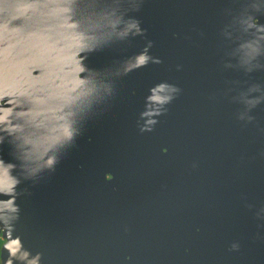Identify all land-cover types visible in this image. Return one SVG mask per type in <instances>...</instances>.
Here are the masks:
<instances>
[{
	"label": "water",
	"instance_id": "95a60500",
	"mask_svg": "<svg viewBox=\"0 0 264 264\" xmlns=\"http://www.w3.org/2000/svg\"><path fill=\"white\" fill-rule=\"evenodd\" d=\"M0 232L1 264H264V0H0Z\"/></svg>",
	"mask_w": 264,
	"mask_h": 264
},
{
	"label": "flooded vegetation",
	"instance_id": "af4514ba",
	"mask_svg": "<svg viewBox=\"0 0 264 264\" xmlns=\"http://www.w3.org/2000/svg\"><path fill=\"white\" fill-rule=\"evenodd\" d=\"M1 102L3 103L4 101L2 100ZM14 107L15 106H13V109L11 110V113H12V116H13L12 124L14 126H16V127L21 125L22 128H23V131H19V130H15L14 129L13 132H11L12 134H10L11 140L14 137L22 138V139H28L27 136L31 135L30 130H29V128L31 126V122H30L31 116H30V114L28 112V109L27 108L25 109L24 115L22 116V121L19 122V117H17V123H15L14 122V115H15V108ZM111 176L112 175L109 172L106 173V177L107 178H110ZM4 241H5V238L2 236V233L0 232V250H1V246L4 243ZM0 264H1V259H0Z\"/></svg>",
	"mask_w": 264,
	"mask_h": 264
}]
</instances>
